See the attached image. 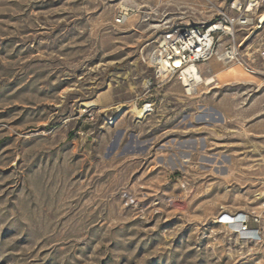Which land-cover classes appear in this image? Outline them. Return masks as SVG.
I'll list each match as a JSON object with an SVG mask.
<instances>
[{"label": "rangeland", "instance_id": "obj_1", "mask_svg": "<svg viewBox=\"0 0 264 264\" xmlns=\"http://www.w3.org/2000/svg\"><path fill=\"white\" fill-rule=\"evenodd\" d=\"M228 2L0 0V264H264V77L213 59L187 97L142 61Z\"/></svg>", "mask_w": 264, "mask_h": 264}, {"label": "built area", "instance_id": "obj_2", "mask_svg": "<svg viewBox=\"0 0 264 264\" xmlns=\"http://www.w3.org/2000/svg\"><path fill=\"white\" fill-rule=\"evenodd\" d=\"M263 3L264 0H229L216 19L197 25L164 20L159 38L142 61L155 77L168 81L177 76L180 80L185 67L197 66L201 74V65L224 54L229 65L238 64L251 75L264 77V46L254 48L253 44L264 31ZM129 12L120 11L114 22L122 24ZM187 84H182V91L189 97L195 88L192 81ZM242 216L240 223L246 228V216Z\"/></svg>", "mask_w": 264, "mask_h": 264}, {"label": "bare ground", "instance_id": "obj_3", "mask_svg": "<svg viewBox=\"0 0 264 264\" xmlns=\"http://www.w3.org/2000/svg\"><path fill=\"white\" fill-rule=\"evenodd\" d=\"M264 19V17H263ZM228 55V54H227ZM224 56V57H223ZM228 58V57H227ZM225 57V55H221L219 58H213L218 60V62H220L223 66H239L245 73L250 74L249 72H247L246 70H244L240 65L238 64H228V59ZM211 59V60H213ZM209 60V62L211 61ZM201 74L197 68V66H187L185 67V70L180 74V80H181V84H187L188 80L192 81L194 84L192 86V89L195 88V94H197V91L200 90L199 86L203 85V86H211L213 85V88H215L216 86L219 85L220 82H218V80L214 77H210L209 80H202L201 78ZM190 85V84H187ZM97 104L95 103H82L81 106H85L90 107V106H96ZM124 106V105H123ZM147 107L148 105H144L142 107H138L136 104L131 103L129 106H126L125 109L127 110L126 113L132 115L134 118L136 119H142L146 112H147ZM119 112H123L124 113V108L122 107H117ZM242 215L238 216L237 219L234 218V216H230V215H225L222 218V221L219 222L217 221L216 223H222L223 225H229L231 227V229H233V232H235L237 235L242 234L245 235L247 234V227H244V224L240 223V220L242 219ZM238 240V239H237ZM244 242V241H243Z\"/></svg>", "mask_w": 264, "mask_h": 264}]
</instances>
